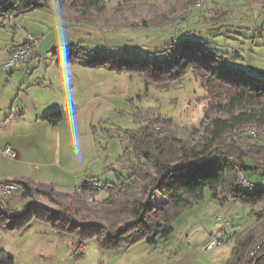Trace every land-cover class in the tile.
<instances>
[{
	"label": "rangeland",
	"instance_id": "1",
	"mask_svg": "<svg viewBox=\"0 0 264 264\" xmlns=\"http://www.w3.org/2000/svg\"><path fill=\"white\" fill-rule=\"evenodd\" d=\"M104 1L107 9L103 13H95L97 24L76 23L77 28L72 32L69 27L53 29L52 35H47L41 45L42 55L47 51H50V55L35 63L48 67L50 71L49 91L45 93L48 103L43 102L41 106L43 114L57 109L67 112L69 105L74 111V117L66 116L61 125L51 127L49 134L47 133L53 150L51 162L54 165L52 164L50 171L58 168L60 173L50 172L47 177L55 174L54 187L63 193H72L75 187L84 183L102 185L117 181L120 173L127 176L129 173L125 167L133 161L124 152L129 146L127 132L138 130L145 124V118L160 115L159 126L170 128L177 137L192 143L199 141L203 134L200 122L204 118L208 100L204 89L191 72L179 84L167 87L148 86L138 74L105 67L85 68L66 62L59 64L58 60L55 63L54 53H61L75 46L76 49L92 51L100 58L111 54L149 58L157 50L173 43L180 32L203 30L207 33L206 40L213 48L229 54L234 67L264 78V3L211 0L188 7L190 0ZM65 7L64 11L68 14L66 17L72 19L75 12L67 4ZM225 11L227 17L219 24L211 20ZM5 23L12 24L9 30L15 34L17 23L10 21V18ZM222 23L230 26L219 36L216 35L218 32L209 30ZM17 38L16 36V41ZM57 76H64L66 79L62 80L60 86H53L51 81ZM56 94L65 99L63 103L57 102L59 100L55 99ZM38 101L40 102L39 99ZM247 140L264 144V130L259 138ZM6 158L8 160L2 159L0 164L7 171V166L13 164L9 160L15 159ZM56 158L58 160H54ZM258 175L260 174L246 172L249 180L260 183ZM57 180L64 183L59 184ZM92 194L88 196L89 206L102 211L107 192L98 190ZM37 200L53 207L43 197H38ZM154 202L156 205L161 203L159 194ZM234 202L231 201L222 210L210 191L206 190V200L186 209L174 223V231L167 238L158 237L157 244H151L153 253L142 263L154 264L170 258L171 262L174 260L179 264H227L235 244L233 240L227 246L215 248L208 254L202 248L207 243L208 236L219 230L220 226L216 224L214 215L221 211L229 217L230 226L226 229L233 236L257 223L256 216L251 215V205ZM256 209L264 210V202L260 201ZM66 237V244L61 242V253H68L65 264H140V257L146 255L140 246L146 248L147 241L134 245L129 251L105 253L98 247L95 238H89L83 255L79 256V251L72 246V236ZM71 252L74 255L71 256ZM252 260L249 255L248 264H252Z\"/></svg>",
	"mask_w": 264,
	"mask_h": 264
},
{
	"label": "trees",
	"instance_id": "2",
	"mask_svg": "<svg viewBox=\"0 0 264 264\" xmlns=\"http://www.w3.org/2000/svg\"><path fill=\"white\" fill-rule=\"evenodd\" d=\"M49 1L0 0V26L17 14L49 7ZM57 1L62 9L67 4L75 12L70 20L77 24H97L95 13L107 9L104 0ZM245 1L264 3V0ZM197 2L202 3L190 0L188 7ZM226 17L225 11L211 20L219 24ZM229 26L222 23L209 30L219 36ZM206 35L203 30H184L173 43L149 58L126 54L100 58L92 51L70 48L60 62L138 74L148 86L179 84L191 72L208 100L200 122L203 134L192 143L177 137L170 128L159 126L160 115L145 118V124L138 130L127 132L129 146L124 152L133 160L125 167L127 176L120 173L116 182L99 188L84 183L72 193L27 179L7 180L21 189L23 200L29 201L21 211H15L10 207V196L1 193L0 224L9 223L11 229H21L31 220L39 219L72 236L79 256L83 255L89 238H95L102 251L119 252L144 240L154 243L157 237H168L176 220L186 209L203 201L209 190L212 197L224 202L251 205V215L258 220L253 227L232 237L235 244L227 264H248V256L256 247L252 264H264V210L256 209L260 201L264 202V186L246 176V172L264 176V144L247 140L256 138L245 131L248 126L256 127L260 134L264 130V78L234 67L229 54L213 48ZM70 115L71 109L57 110L44 119L57 125ZM242 176L253 187H243ZM98 190L108 194L103 212L88 204V196ZM157 194L161 197L159 205L154 202ZM37 197L48 199L53 207L38 203ZM14 262V256L0 252V264Z\"/></svg>",
	"mask_w": 264,
	"mask_h": 264
},
{
	"label": "crops",
	"instance_id": "3",
	"mask_svg": "<svg viewBox=\"0 0 264 264\" xmlns=\"http://www.w3.org/2000/svg\"><path fill=\"white\" fill-rule=\"evenodd\" d=\"M65 9L66 7H63V9L60 7L57 0H50L49 7L47 8L35 9L28 13L17 14L11 17L10 21H15L17 23L15 24V34L9 30L12 24L3 23L0 26V65L6 59L7 51L12 45L26 43L28 36L35 37L38 40L34 56L30 62L13 66L8 70H4L0 67V162L2 159L8 160V158H6L8 156L1 151V149L6 146L13 147L19 153L17 159L13 161L9 160L13 164L12 166H7V171L0 164V184L7 180L22 178L30 180L35 184H49L55 186V174H60L58 168L50 171V167H52L53 164L51 162V151L53 150H51V141L47 133L49 134L51 127L56 128L61 125L66 118L57 125H51L44 119L49 113L43 114L44 112L41 106H43V102H45L44 104L48 103L46 102L47 94L45 93L49 91V82L51 78H49L50 76L48 75H50V71L48 67H43L40 63L38 65L35 63L38 60H43V58H48L50 55V51L42 55L41 45L47 35H52L53 29L58 30L59 28L69 27V29H72V32L74 28H77V24L66 17L68 14L65 13ZM16 36L18 37L17 41ZM69 52L70 49L63 50L61 53H54L53 61L56 63L58 60L60 64V60L67 56ZM72 65L75 66V64ZM63 79L65 80L66 77L57 76L53 78L51 84H53V86H60ZM38 95L41 97H38ZM55 99L59 100L57 101L59 104L63 103V100H65L57 94ZM69 109L72 110V115L68 117L72 118L74 117L73 107L69 105ZM57 110L64 111L62 109ZM54 160L58 159L56 158ZM50 172H54V176L47 177ZM258 176L262 186H264L263 176ZM58 182L59 184L64 183L62 181L60 182V180ZM79 187L80 186L75 187L74 190ZM21 193V189L18 188L15 193L9 197L11 203L10 207L15 211H21L29 201L23 200L21 198ZM37 198H35L36 201L40 203ZM213 199L219 203L220 209L222 210L226 206L228 207L232 201L229 200L224 202L222 199H216L214 197ZM46 200L48 201V199ZM204 200H206V196ZM199 203L195 204L193 207ZM40 204L50 206L46 203ZM7 224L9 223H5V225L0 224V252L4 251L14 256V264L19 262H21V264H65L68 253L67 251L61 253V242H63L64 245L66 244V234L60 233L53 228L51 224L39 219L31 220L21 229H11ZM214 232L215 231L210 235ZM210 235L206 242L210 238ZM157 238L154 243L147 241L146 248H144L145 246H140L142 250H145L144 252L146 254L140 257V264H144L142 262L148 260V256L153 253L151 244H157ZM138 243H143V241ZM72 246L71 248L73 249ZM129 250L130 248L127 249V251ZM154 252L156 253L157 250H154ZM105 253L114 252L107 251ZM70 255H74L73 252H71ZM154 264L179 263L174 260L171 262L169 258L167 261L163 262L161 260Z\"/></svg>",
	"mask_w": 264,
	"mask_h": 264
},
{
	"label": "built area",
	"instance_id": "4",
	"mask_svg": "<svg viewBox=\"0 0 264 264\" xmlns=\"http://www.w3.org/2000/svg\"><path fill=\"white\" fill-rule=\"evenodd\" d=\"M202 2L211 1V0H200ZM38 40L35 37L28 36V40L24 44L20 45H12L7 51L6 59L1 63L0 67L4 70H8L13 66L21 65L28 63L32 58L34 51L37 47ZM248 134H250L253 138L259 137L260 131L253 126L246 127L245 130ZM2 153L6 156L10 157L11 159H17L19 157V153L16 149L11 146H6L1 149ZM242 184L243 187L251 188L253 185L249 183L243 176H242ZM89 185L94 186L95 188H99L101 184L90 182ZM18 187L14 184H10L7 182H3L0 184V192L7 195L12 196ZM214 219L216 224L220 226L219 230L213 233L207 243L203 246L202 251L205 254H208L211 250L215 248H223L231 243L232 235L228 233L227 226L230 224L229 217L223 211L214 215ZM257 247L251 251L250 253V260L253 259L255 256ZM97 264H107L105 262H99Z\"/></svg>",
	"mask_w": 264,
	"mask_h": 264
}]
</instances>
